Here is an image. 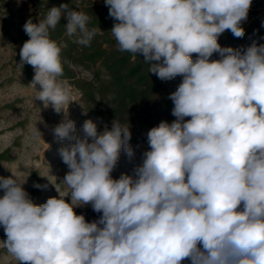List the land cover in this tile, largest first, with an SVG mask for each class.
Here are the masks:
<instances>
[{
    "label": "clouds",
    "instance_id": "obj_1",
    "mask_svg": "<svg viewBox=\"0 0 264 264\" xmlns=\"http://www.w3.org/2000/svg\"><path fill=\"white\" fill-rule=\"evenodd\" d=\"M104 3L119 51L142 56L161 81L182 76L168 97L176 119L148 130L142 164L113 178L121 153L134 155L131 125L114 119L101 132L87 119L77 133L61 47L50 36L62 17L82 46L102 30L67 4L28 19L20 65L34 69L35 100L64 113L53 131L67 141L60 183L70 191L55 186L59 195L37 205L26 182L0 176L3 247L18 264H264V43L218 42L226 31L245 36L252 0ZM88 205L102 213L91 222L75 211Z\"/></svg>",
    "mask_w": 264,
    "mask_h": 264
},
{
    "label": "rangeland",
    "instance_id": "obj_2",
    "mask_svg": "<svg viewBox=\"0 0 264 264\" xmlns=\"http://www.w3.org/2000/svg\"><path fill=\"white\" fill-rule=\"evenodd\" d=\"M61 4L85 12L90 16L89 28L102 30L89 46L77 44L76 36L66 34L67 20L63 17L50 30L51 38L61 47V79L67 80L72 89L68 118L75 122L78 134H82L87 119L96 122L101 132L105 124L110 128L114 119L131 125L134 155L129 158L121 153L111 173L113 178H119L121 173L132 175L135 167L142 164V154L148 150V130L162 120L171 123L176 119L171 114L174 104L168 97L182 81V76L161 81L148 72L142 56L118 50L111 33L115 21L109 17L104 0H0V176L13 173L19 183L26 182L23 187L37 205L57 197L56 187L64 195L70 191L60 183L68 167L59 149L67 141H59L53 131L64 113L57 114L51 106L45 108L42 101L35 100L39 85L36 89L30 84L34 69L28 64L20 65L19 52L29 39L23 30L25 22L30 18L33 22L41 20L49 8ZM262 24L264 0H252L248 19L242 25L245 36L236 38L226 31L219 37L221 45L246 48L252 40L264 43L260 39L264 37ZM34 183L46 187L35 188ZM90 207H77L75 211ZM4 240L6 235L0 225V264H18L3 247Z\"/></svg>",
    "mask_w": 264,
    "mask_h": 264
},
{
    "label": "trees",
    "instance_id": "obj_3",
    "mask_svg": "<svg viewBox=\"0 0 264 264\" xmlns=\"http://www.w3.org/2000/svg\"><path fill=\"white\" fill-rule=\"evenodd\" d=\"M218 42L221 45V41L218 40ZM230 47L237 48L234 45H231ZM218 58H219V55L218 54H214L213 57H212V59H218ZM77 214H84L86 220L89 221V222L98 219L100 217V215H102V213H96V212H94L91 207L88 208V209H86V210H84V211H78ZM183 264H186V261L183 262Z\"/></svg>",
    "mask_w": 264,
    "mask_h": 264
}]
</instances>
